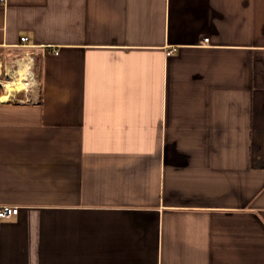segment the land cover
Instances as JSON below:
<instances>
[{
    "label": "crops",
    "instance_id": "obj_1",
    "mask_svg": "<svg viewBox=\"0 0 264 264\" xmlns=\"http://www.w3.org/2000/svg\"><path fill=\"white\" fill-rule=\"evenodd\" d=\"M32 61L0 264H264V0H0V88Z\"/></svg>",
    "mask_w": 264,
    "mask_h": 264
},
{
    "label": "rangeland",
    "instance_id": "obj_2",
    "mask_svg": "<svg viewBox=\"0 0 264 264\" xmlns=\"http://www.w3.org/2000/svg\"><path fill=\"white\" fill-rule=\"evenodd\" d=\"M31 70V81L28 85L27 90L19 91L18 94L15 95V98L13 99V102H30L32 101L33 92H37L39 90V64L37 61H32V66L30 68ZM2 88H0L1 91ZM19 94H22V96H19Z\"/></svg>",
    "mask_w": 264,
    "mask_h": 264
},
{
    "label": "bare ground",
    "instance_id": "obj_3",
    "mask_svg": "<svg viewBox=\"0 0 264 264\" xmlns=\"http://www.w3.org/2000/svg\"><path fill=\"white\" fill-rule=\"evenodd\" d=\"M31 81V75L28 72V65L24 62L21 63L16 78L6 84L7 91H25ZM4 94V93H3ZM6 100V95L2 97V101Z\"/></svg>",
    "mask_w": 264,
    "mask_h": 264
},
{
    "label": "built area",
    "instance_id": "obj_4",
    "mask_svg": "<svg viewBox=\"0 0 264 264\" xmlns=\"http://www.w3.org/2000/svg\"><path fill=\"white\" fill-rule=\"evenodd\" d=\"M20 41L24 42L25 39L21 38ZM205 41H207V40H205ZM55 54H56V52H55ZM13 79L14 78L9 75L7 80H4L3 82L1 81V83H2L1 84V87H2V93L1 94L4 93L6 95V100H5L6 102H13V99L15 98V94L13 95L12 93L13 92H15V93L19 92V91H11L10 92V91L6 90V84L8 82L13 81ZM17 213H18L17 207H11V206H5V205L0 207V218L1 219H7L10 217H13V216L17 215Z\"/></svg>",
    "mask_w": 264,
    "mask_h": 264
},
{
    "label": "water",
    "instance_id": "obj_5",
    "mask_svg": "<svg viewBox=\"0 0 264 264\" xmlns=\"http://www.w3.org/2000/svg\"><path fill=\"white\" fill-rule=\"evenodd\" d=\"M7 77H9V75H7Z\"/></svg>",
    "mask_w": 264,
    "mask_h": 264
}]
</instances>
